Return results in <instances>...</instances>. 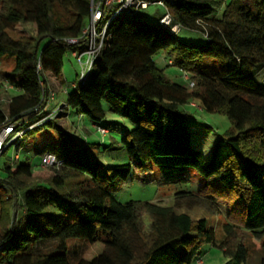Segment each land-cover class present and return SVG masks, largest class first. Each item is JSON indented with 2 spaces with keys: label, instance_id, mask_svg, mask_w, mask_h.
Listing matches in <instances>:
<instances>
[{
  "label": "trees",
  "instance_id": "16d2710c",
  "mask_svg": "<svg viewBox=\"0 0 264 264\" xmlns=\"http://www.w3.org/2000/svg\"><path fill=\"white\" fill-rule=\"evenodd\" d=\"M165 4L169 26L159 23L164 8L152 10L154 21L140 11L110 20L104 12L97 30L109 23L92 67L67 82L63 57L86 48L90 0H0V57L14 58L5 79L19 90L6 109L0 106V128L13 125L15 132L31 135L64 119L67 107L98 124L105 118L103 103L132 124L119 140L127 164L106 166L61 123L54 125L55 143L37 152L40 159L49 152L60 160L48 167L45 182L18 155L0 166V264H193L205 245L221 249L223 264H251L249 238L260 241L257 264H264V81L256 77L264 79V0ZM18 23L34 24L36 35L11 36ZM182 29L199 31L205 42L179 38ZM68 38L80 40L69 44ZM160 50L192 86L172 81L156 66L153 55ZM48 76L65 84L64 109L57 116L45 110ZM192 100L226 115L235 130L216 140L208 161L192 145L188 118L195 115L183 109ZM187 167L204 183L194 192L174 193L171 206L120 203L111 194L131 174L144 179L154 168L164 184L183 182ZM219 205L229 219L220 242L204 218L178 211L201 207L219 213ZM97 241L102 251L85 259Z\"/></svg>",
  "mask_w": 264,
  "mask_h": 264
},
{
  "label": "rangeland",
  "instance_id": "374dc122",
  "mask_svg": "<svg viewBox=\"0 0 264 264\" xmlns=\"http://www.w3.org/2000/svg\"><path fill=\"white\" fill-rule=\"evenodd\" d=\"M92 1L93 3L96 2V0H90V3ZM152 10L163 12L162 7L151 5L150 8L145 9V11H140V13L154 21L156 16L152 13ZM9 32L13 37L26 36L33 38L36 35V29L32 23H18ZM177 36L186 41H195L198 43L205 42L204 37L199 31L182 29ZM85 59L86 57L83 56L82 61ZM153 60L156 66L161 69L169 79L179 83L184 81L183 74L177 67L168 64L171 58L165 55L164 51L160 50L155 53L153 55ZM63 62L62 71L64 79L67 82L72 81L75 74L81 73V65L78 59L73 57L70 51L64 55ZM13 66V57H0V106L3 109L7 108L9 99L19 93V90L10 86L5 79V77L11 74ZM261 73L262 77H264V70H262ZM256 77L258 81H264L259 74L256 75ZM47 82L50 90L48 91L47 99L49 101L46 99L48 102L45 110L50 111L51 115L58 112L56 113L57 116L59 112L64 109L63 104L66 95L64 92L65 84L60 85L51 76H48ZM103 108L105 110V118L98 124L92 123L85 116H78L73 109L67 107L65 110L67 116L64 119H53V126H38L31 135L26 134L23 136V133L15 131L8 135L1 134L0 139L5 143V148L0 152V166L6 161H14L18 155L20 156V162L26 160L31 165L35 166V177L40 182H45L50 171L48 166L46 167L40 164V155H38L37 152L47 143H55L56 131L54 125H61V123H63L62 126L76 141L85 140L91 152L97 153L99 155V160L106 166L130 163L126 152L119 148V140L132 128V124L125 118L112 113L107 103H103ZM183 109L195 115L194 117L188 118V123L194 126V130H191L192 145L199 148L203 153L204 159L208 161L216 140L235 134V130L231 126L226 115L203 110L196 100H192L188 105H184ZM61 115L63 117L65 116L64 114ZM46 116L50 117V115ZM98 126L107 128L108 133L103 134ZM203 183V178L196 170L192 167H187L185 170V180L183 182L164 184L160 172L157 168H154L151 172L146 174L144 179L135 178L131 174L123 185L117 190H114L111 194L113 198L120 203H126L130 200H141L171 206L173 205L174 193L180 191L194 192ZM218 207L220 210L219 213H214L201 207H183L178 209V211L187 212L193 219L204 218L207 222V226L214 230L217 242H220L224 236L223 224L226 222L228 223L229 219H227L226 216L227 209L222 205ZM145 221L148 222V217H145ZM70 242L71 241L68 242V245ZM246 243L249 245L248 249L251 255L250 263L257 264L261 255L260 241L249 238ZM102 248L103 245L101 242H95L85 253L84 258L87 260L92 259L100 254ZM201 252L202 254L198 258L200 262L196 263L193 261V264H223L226 261V257L217 246L205 245L201 249Z\"/></svg>",
  "mask_w": 264,
  "mask_h": 264
},
{
  "label": "built area",
  "instance_id": "2783aa9c",
  "mask_svg": "<svg viewBox=\"0 0 264 264\" xmlns=\"http://www.w3.org/2000/svg\"><path fill=\"white\" fill-rule=\"evenodd\" d=\"M166 0H96L95 3L91 2L89 21L86 27L83 29V36L85 37L86 48L83 52L78 53L74 51L72 53L73 56L77 57L80 65H81V76H85L90 68L93 65L94 59L102 45L103 39L106 36L107 26L109 20L122 13V14H137V12L141 10H145L149 8L151 5L159 6L165 9V14L159 19V23L163 26H169L171 22L170 14L167 11ZM109 14V20H107L100 30H97V25L99 24L104 12ZM171 30L176 32L178 27L176 25L171 26ZM80 38H68L66 41L69 44H77L79 43ZM85 56L86 59L82 61V57ZM170 62V61H169ZM184 80L188 81L189 86H192V82L189 81V78L186 74H183ZM47 118V117H46ZM44 119H40L39 123H42ZM38 123H34L29 126L28 129L33 128ZM13 125H6L0 128V136L1 134L8 135L13 133ZM103 134L107 133L106 129L98 127ZM18 133H23V131H18ZM17 136V135H16ZM5 148V143L0 139V152ZM40 164L42 166H58L60 164V160L53 153H44L41 156ZM197 262H200L197 260Z\"/></svg>",
  "mask_w": 264,
  "mask_h": 264
}]
</instances>
